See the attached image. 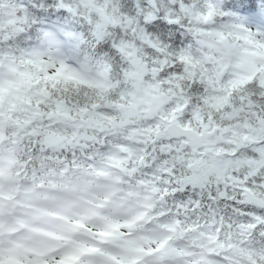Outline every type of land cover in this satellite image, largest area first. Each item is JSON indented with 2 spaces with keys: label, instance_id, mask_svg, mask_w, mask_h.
Segmentation results:
<instances>
[{
  "label": "snow or ice",
  "instance_id": "6c2138e0",
  "mask_svg": "<svg viewBox=\"0 0 264 264\" xmlns=\"http://www.w3.org/2000/svg\"><path fill=\"white\" fill-rule=\"evenodd\" d=\"M21 6L32 8L27 0ZM9 7V0H0V9ZM175 7L205 23L218 15L230 21L199 31L198 55L221 80L230 74L226 104L233 91L244 90L233 106L234 113L245 114L243 120L221 124L212 118L196 127L177 121L190 135L156 142L146 132L109 145L118 135L114 128L86 125L98 105L67 96L70 85L88 83L79 72L38 51L18 59L0 45V264H233L232 245L225 243L232 219L243 221L240 228L253 237L264 230V198L248 199L251 182L235 175L239 145L223 161L215 159L222 143H237L234 136L249 140L251 133L239 130L264 125V104L247 92L264 90V0H184ZM17 24L11 14L6 21L0 17V37ZM148 28H171L181 43L179 22L157 19ZM179 111L162 118L175 120ZM250 143L253 156L264 155V140ZM189 146L208 161L198 179L176 167ZM158 154L170 159L153 171ZM246 163L264 170V160ZM208 175L215 176V189L198 195ZM200 196L208 201L207 215ZM218 200L228 214L215 206ZM262 262L264 249L251 257V264Z\"/></svg>",
  "mask_w": 264,
  "mask_h": 264
},
{
  "label": "clouds",
  "instance_id": "9594fccd",
  "mask_svg": "<svg viewBox=\"0 0 264 264\" xmlns=\"http://www.w3.org/2000/svg\"><path fill=\"white\" fill-rule=\"evenodd\" d=\"M183 2L52 0L49 3L48 0H27L32 8L24 9L22 0H9L10 7L0 9V17L6 21L11 14L18 24L0 37V45H3L5 54L15 53L18 59L38 51L79 72L88 83L75 88L70 85L67 96L85 105H98L89 113L86 125L89 130L114 128L118 135L109 141V145L129 137H142L146 132L148 136L155 137L156 142H166L173 137L190 135L184 127L177 126V121L180 125L191 122L196 127L206 119L211 121L214 118L217 123L231 124L245 117L243 112H233V106L240 104L239 97L244 90L233 91L230 103L226 104L223 97L231 90L230 74H225L221 80L216 71L204 69L198 55L199 31L219 28L230 21L219 15L207 23L198 21L175 7ZM62 9L64 14L61 16ZM157 19L179 22L184 29L180 33V44L175 43L171 28L167 32L149 30L148 25ZM21 32L23 36H20ZM17 36H20L19 41ZM9 39L12 44H8ZM193 86L195 91H192ZM247 92L264 104V96L260 95L264 90L248 89ZM174 108H180L175 113V120L162 118ZM157 124L159 128L154 127ZM239 131H249V140H244L239 134L234 136L237 143H222L215 159L218 163L223 161L239 145L240 163L234 169L235 175L251 182L247 198L255 202L264 198V192L260 190L264 187V170L249 168L246 162L264 160V155L259 152L255 156L251 154L250 143L252 140H264V125H255L254 130ZM184 152L185 157L176 163L177 170L188 179L204 176L208 171V161L190 146ZM165 159L170 157L158 154L153 162V171H158ZM204 183L207 187L195 190L198 195L201 191L206 194L209 189H215V176H205ZM200 198L205 206L201 212L207 215L208 201L204 196ZM214 203L220 211L228 214L224 201ZM232 223L230 239L225 243L232 245L229 252L234 257L233 264H251V257L264 249L261 239L264 230L253 237L249 230L240 228L243 221L233 218ZM210 230L211 219L207 228ZM242 231L248 235L241 236ZM191 235L199 237V233ZM202 242L208 244L207 238Z\"/></svg>",
  "mask_w": 264,
  "mask_h": 264
}]
</instances>
